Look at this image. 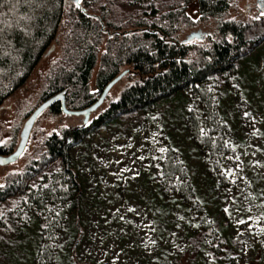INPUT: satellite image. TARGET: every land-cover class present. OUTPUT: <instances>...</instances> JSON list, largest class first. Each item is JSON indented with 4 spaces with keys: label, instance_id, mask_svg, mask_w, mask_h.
Returning a JSON list of instances; mask_svg holds the SVG:
<instances>
[{
    "label": "rangeland",
    "instance_id": "374dc122",
    "mask_svg": "<svg viewBox=\"0 0 264 264\" xmlns=\"http://www.w3.org/2000/svg\"><path fill=\"white\" fill-rule=\"evenodd\" d=\"M232 14L264 12V0H234ZM193 30L190 29L189 34ZM203 33L208 31L201 29ZM204 35V34H203ZM59 49L45 53L26 83L0 107V145L20 139L24 121L41 102ZM93 70L91 89L95 91ZM115 84L104 104L115 99ZM82 116L45 110L36 120L24 153L0 167L21 170L44 150L45 138ZM217 141L224 142V148ZM73 167L86 182L85 228L74 259L103 264H215L206 244L188 260L189 236L218 214L222 233L243 235L241 250L264 264V49L222 79L183 91L117 125L98 128L72 149ZM3 176L0 169V183ZM187 183L198 187L190 194ZM75 237L68 221L51 264H77L69 255ZM39 228L0 244V264H36Z\"/></svg>",
    "mask_w": 264,
    "mask_h": 264
},
{
    "label": "trees",
    "instance_id": "16d2710c",
    "mask_svg": "<svg viewBox=\"0 0 264 264\" xmlns=\"http://www.w3.org/2000/svg\"><path fill=\"white\" fill-rule=\"evenodd\" d=\"M80 3L81 7L75 0H0V107L26 83L52 47L59 49V57L50 68L40 101L64 91L68 108L84 107L126 70L118 82L123 83L119 95L92 112L88 123L53 131L44 140L43 152L21 170L0 167V244L23 236L36 222L40 235L33 253L36 264L54 262L68 221L75 234L69 251L72 259L85 236L81 217L86 182L73 167L74 147L98 128L140 116L189 88L222 79L264 49V12L234 15V0ZM194 28L208 32L185 40ZM98 63L92 91L90 82ZM46 110L67 114L58 104ZM217 144L224 148V142ZM11 151V146L0 145V153ZM186 190L189 195L199 191L190 183ZM226 222L218 214L214 222L196 229L189 236L186 259L196 260L208 244L215 264H263L259 253L243 254L242 234L222 233Z\"/></svg>",
    "mask_w": 264,
    "mask_h": 264
},
{
    "label": "water",
    "instance_id": "95a60500",
    "mask_svg": "<svg viewBox=\"0 0 264 264\" xmlns=\"http://www.w3.org/2000/svg\"><path fill=\"white\" fill-rule=\"evenodd\" d=\"M75 1L81 7L80 0H75ZM201 37H202L201 30H193L189 34H187V36L185 37V40L190 41V40H193L194 38H201ZM52 50H53V47L49 49L48 52ZM125 72L126 70L118 74L111 81H109V83L104 87V89L102 90L98 98L93 103H91L89 106L85 108H73V109L68 108L66 104V96H65L64 91H59L43 99L30 112V114L27 116L26 120L24 121L22 130L20 132V139L15 149L7 154L0 153V165L4 166L10 163L16 162L21 157V155L24 153L27 147V144L29 142V138H30V135H31V132L33 130L36 120L42 114V112H44L46 109L51 107L55 102L60 101L61 109L64 113H67L70 115H76V116L80 114H84L85 120L88 121L92 112L96 111L104 103L112 87L121 80Z\"/></svg>",
    "mask_w": 264,
    "mask_h": 264
},
{
    "label": "flooded vegetation",
    "instance_id": "af4514ba",
    "mask_svg": "<svg viewBox=\"0 0 264 264\" xmlns=\"http://www.w3.org/2000/svg\"><path fill=\"white\" fill-rule=\"evenodd\" d=\"M262 1V0H261ZM104 89V88H103ZM111 91V90H110ZM101 92H102V90L99 92V94H98V96L101 94ZM110 93V92H109ZM109 93H108V96H109ZM98 96H97V98H98ZM108 96H107V98H108ZM107 98L105 99V101H104V103L106 102V100H107ZM45 99V98H44ZM43 100V99H42ZM41 100V101H42ZM94 102V101H93ZM93 102H91V103H93ZM90 103V104H91ZM103 103V104H104ZM58 104V106H59V108H61V103H60V101H57V102H55L52 106H54V105H57ZM90 104H88V105H86V106H84V107H80V108H85V107H87V106H89ZM102 104V105H103ZM50 108V107H49ZM71 109H73V108H71ZM62 110V109H61ZM77 116H82L83 117V120H82V124L80 125V126H82V125H84V124H86V123H88V121L90 120V118L88 119V121H86L85 120V115L84 114H80V115H77ZM90 117H91V115H90ZM68 139H70V137L68 138ZM11 164V163H10Z\"/></svg>",
    "mask_w": 264,
    "mask_h": 264
}]
</instances>
